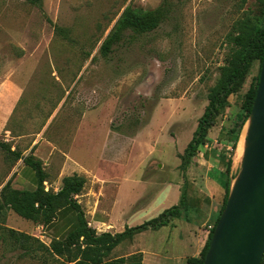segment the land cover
Here are the masks:
<instances>
[{
    "label": "rangeland",
    "instance_id": "obj_1",
    "mask_svg": "<svg viewBox=\"0 0 264 264\" xmlns=\"http://www.w3.org/2000/svg\"><path fill=\"white\" fill-rule=\"evenodd\" d=\"M164 2L167 16L156 29L127 32L110 53H101V43L126 7L146 11ZM260 15L257 0H0V112L5 114L0 142L25 156L35 152L31 144H42L37 153L44 158L45 191L57 192L61 179L69 176L64 174L84 176V188L75 198L88 226L91 218L114 210L119 194L144 206L168 189L178 186L179 197L184 189L186 212L159 233L141 235L136 244L151 247L167 235L171 243L178 242L177 235L182 245L187 236L194 254L204 247L225 190L216 199L207 195L204 184L194 185L187 170L184 185L178 155L230 52L229 35L236 33L239 20ZM258 70L256 61L210 129L218 169L224 170L221 157L223 163L230 160V186L240 169L242 154L238 158L235 150L245 124L235 147L226 133L237 125ZM6 100H17L13 110L3 108ZM66 158L72 169H62ZM12 165V157L0 150V189L9 181L12 188L29 190V183L11 175ZM6 216L9 226L0 225V264H70L36 241L29 240L26 251L10 245L1 237L6 227L41 243L52 232L13 212ZM93 225L97 233L112 230Z\"/></svg>",
    "mask_w": 264,
    "mask_h": 264
},
{
    "label": "trees",
    "instance_id": "obj_2",
    "mask_svg": "<svg viewBox=\"0 0 264 264\" xmlns=\"http://www.w3.org/2000/svg\"><path fill=\"white\" fill-rule=\"evenodd\" d=\"M28 1L30 3L40 2V0ZM257 2L261 7L260 17L255 19L248 16L244 17L237 22L236 33L229 35V42L231 43L230 52L224 65L219 68L214 84L207 92V104L197 120L191 139L183 149V152L178 155L180 160L178 168L182 172L184 185L187 183L185 172L191 164V159L196 156L198 151L208 141V132L213 127L217 117L223 113L227 106L228 98L238 92L254 62H258L260 70L264 47V0H257ZM167 12L168 7L165 2L154 9L146 11L126 7L101 43V53L104 55L110 53L113 46L121 42L127 32L143 34L153 31L166 18ZM22 53V50H19L18 56H21ZM259 70L253 86L244 96L241 112L237 115V125L226 133L228 135L226 138L228 142L232 143L233 147H235L240 132L249 117L258 84ZM0 150L10 155L14 162L21 159L23 164L29 166L34 171L36 177V186L32 190L12 188L9 181L1 187L0 215H4L7 210H11L23 219L45 227L54 221L59 210L69 208L75 214L76 224L67 232L64 238L58 242L56 241L52 247L55 252L68 258L66 261L71 264H126L127 259L124 257L109 261H104V258L121 242L131 241L136 234L143 231L157 230L163 226H167L171 220L178 219L187 210V195L183 189L178 203L162 210L157 216L135 226H125L121 232L113 234L109 232L97 233L94 228L88 226L83 210L75 198L84 188L86 183L84 176L77 174L64 176L61 179V185L57 192L45 191L43 183L46 181V174L42 169L41 161L35 159L32 155L22 156L21 152L11 150V146L5 142H0ZM219 161L224 167V170L219 173L222 175L221 183L223 190H225V197L199 257L187 258L186 264H202L213 228L228 197L231 182L228 179L230 160L223 163L224 158L221 157ZM5 231L6 235L1 237H4L13 247L26 251L27 242L32 240L39 243L41 247L49 251L53 256V252L39 240L12 228L6 227ZM80 237L93 244L92 248H87L84 251L80 249V245H75ZM100 241L106 244L104 251L93 257L92 261H88L87 259H90V255H92L91 251H94L93 248H97L95 246ZM133 257H130V260H128L132 264H140V259L133 261ZM260 264H264V253Z\"/></svg>",
    "mask_w": 264,
    "mask_h": 264
},
{
    "label": "crops",
    "instance_id": "obj_3",
    "mask_svg": "<svg viewBox=\"0 0 264 264\" xmlns=\"http://www.w3.org/2000/svg\"><path fill=\"white\" fill-rule=\"evenodd\" d=\"M1 104L3 108L5 107V110H10L11 108H12L11 110H13V108L17 105V100H6V101H2ZM4 119H5V114L1 111L0 128H3V126L5 125L3 122ZM207 140L208 141L203 145L204 148H201L200 151H198V153L196 154V156L191 159V164L188 167L186 174L191 176L190 179L194 185L204 184V187H206L207 189V195L214 194L216 199L219 192L223 190L221 183L222 175H220L219 173L222 172V170L218 169L219 162L216 157H218L219 153L218 152L215 153V150L212 146L213 136L210 130L208 132ZM38 142L39 141H37L35 144H31L30 146L31 149L34 146L37 148L35 149L34 147L35 149L34 153L31 152L30 150L29 155H32L35 159H38L42 163L44 158L40 157L37 153L40 149V145L42 144ZM48 145L50 146V152H52L55 149L54 146L51 143ZM11 150L14 149L11 148ZM181 152L179 151V153ZM22 156L25 155L22 154ZM68 159L74 162L73 158L69 156ZM68 159L66 158L62 161L63 170L67 166H69L70 169L73 168L72 162ZM63 170H62V175H63ZM10 173L11 175H15L16 180H19L20 183H26V184L29 183L28 184L29 190L35 188L36 186L35 173L29 166L23 164L21 159L14 162V165H12V167L10 168ZM72 174L74 173L64 174V175H72ZM211 175H213L214 180L210 178ZM117 199L118 200L116 201L115 206L113 207L114 210L111 213H105V215H101V218H98L97 216L91 218V221L89 222L90 227L94 228L95 226L93 224H100L106 227L110 226L112 227L110 228L112 230L104 229L100 231L109 232L113 234V233L121 232L125 226L131 227L141 224L143 221L150 219L149 217L153 218L157 216L162 210L172 205H176L179 200V191H178V186L174 188V191L168 189V191H165L162 194L161 193L157 194L154 197V201L152 202L150 201V203L144 206L137 205V201H138L137 198L123 199V196L119 194ZM7 211L8 213L12 212L11 210H7ZM7 211L5 212L4 215L2 214L0 215V225L9 226L8 224L9 216H6ZM145 212H147L148 215L142 217L143 221H139L140 218L139 216ZM75 224H76L75 214L69 208H64L59 210L57 212L54 221L49 226L44 227L41 224H38V228H44L47 232H52L51 234L45 233V235L41 237L42 243L46 245L53 252V255L60 256L57 252L54 251L52 245L56 241L58 242L62 238H64L67 232ZM112 225L114 226V228ZM167 226H163L157 230L143 231L141 233L136 234L131 241L121 242L115 248L112 249L109 255L104 258V261H109L119 257H124L125 259H127L126 264H132L129 261L130 260L129 258L137 255L139 256V258L137 257V260L140 259L139 260L140 264H186L188 255L196 257L198 253L201 251L202 245L199 246L198 252L192 254L193 250H195V247L193 246L190 247L189 245L190 238H188L187 236L183 241L182 245L179 244L180 239L177 237V235H176V240H178V242L171 243V239L169 235H167L165 239L163 238L162 242L158 241L157 243H153L151 247H144L136 244L138 237H140L141 235H144L145 233H159L161 229ZM189 226H191V224H189ZM87 241H85L83 237H80V239H78L75 245L77 246L80 245L81 246L80 249L84 251L87 248L91 249L92 248L91 246L93 244ZM95 247L97 248H93L94 251H91L92 255H90L91 257L90 259H87L88 261H92L93 257H95L98 253L104 251L106 244L100 241L98 242V244H96ZM60 257L62 258V256Z\"/></svg>",
    "mask_w": 264,
    "mask_h": 264
},
{
    "label": "water",
    "instance_id": "obj_4",
    "mask_svg": "<svg viewBox=\"0 0 264 264\" xmlns=\"http://www.w3.org/2000/svg\"><path fill=\"white\" fill-rule=\"evenodd\" d=\"M243 142L239 172L202 264H259L264 252V47Z\"/></svg>",
    "mask_w": 264,
    "mask_h": 264
},
{
    "label": "bare ground",
    "instance_id": "obj_5",
    "mask_svg": "<svg viewBox=\"0 0 264 264\" xmlns=\"http://www.w3.org/2000/svg\"><path fill=\"white\" fill-rule=\"evenodd\" d=\"M244 134V132L242 133V135H241V137H240V139H239V141H238V143H237V147H236V156L239 158L240 156H241V154H242V150H243V141H244V139H243V135Z\"/></svg>",
    "mask_w": 264,
    "mask_h": 264
},
{
    "label": "built area",
    "instance_id": "obj_6",
    "mask_svg": "<svg viewBox=\"0 0 264 264\" xmlns=\"http://www.w3.org/2000/svg\"><path fill=\"white\" fill-rule=\"evenodd\" d=\"M212 227H210V229H211Z\"/></svg>",
    "mask_w": 264,
    "mask_h": 264
}]
</instances>
